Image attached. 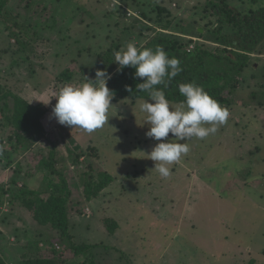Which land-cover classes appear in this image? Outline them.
Masks as SVG:
<instances>
[{"label": "rangeland", "instance_id": "1", "mask_svg": "<svg viewBox=\"0 0 264 264\" xmlns=\"http://www.w3.org/2000/svg\"><path fill=\"white\" fill-rule=\"evenodd\" d=\"M206 1H7L9 15L0 17V256L5 263L45 258L46 245L65 243L47 218L44 224L34 218L39 201L52 192L42 166L52 159L70 188V239L91 246L88 257L95 264H264V106L251 97L264 73L263 55H252L254 71L248 69L246 82L240 80L230 103L221 106L229 111L227 121L215 134L187 141L188 153L168 165L167 178L146 156L166 142L145 135L149 126L139 105L147 99L112 100L107 123L92 133L61 125L52 115L53 94L65 84L77 86L83 76L94 80L97 70L112 73L103 55L112 47L140 44L159 30L192 45L205 43L215 22L200 20ZM223 1L240 12L264 5V0ZM166 23L169 31L162 29ZM16 97L43 111L40 125L18 143L8 139ZM178 105L170 102L172 108ZM166 139L174 137L169 133ZM71 151L80 154L74 166ZM89 164L111 177L92 200L80 184ZM19 189L33 194L12 200Z\"/></svg>", "mask_w": 264, "mask_h": 264}, {"label": "trees", "instance_id": "2", "mask_svg": "<svg viewBox=\"0 0 264 264\" xmlns=\"http://www.w3.org/2000/svg\"><path fill=\"white\" fill-rule=\"evenodd\" d=\"M7 1L0 0V17L2 18L9 15L5 9ZM252 2L256 3L257 0ZM201 14L200 20L215 21L207 29L205 43H193V46L190 39L187 41L169 35L165 36L159 30L153 35L147 36L144 42L136 44V46L141 49L151 48L153 50L157 46L162 47L169 58L175 57L180 61L182 71L168 82L166 88L164 85L157 86L165 92L166 99L169 102L180 104L184 97L179 93L178 86L182 83H195L197 86L202 87L220 106H226L230 103V96L240 88V80L246 82L248 79V69L254 71L255 67L251 63L252 55L257 54L264 57V5L247 12H240L226 1L207 0L201 6ZM211 18L214 21H211ZM135 19L138 20L137 24L143 26V29L146 28V25L141 23V19L138 17H135ZM162 29L169 31V23H166ZM206 43H211L214 47L208 49L204 47ZM111 49L104 52L103 55L105 63L113 68L112 73L109 74L111 78L107 81V87L114 94L112 100L122 98L149 100L148 92H140L136 87L144 80L135 77V69L132 67L120 69L119 65L114 63L113 55L114 52L118 51V47H112ZM259 79L256 81V90L251 91V97L253 100L257 99V105L260 104L263 107L264 73H261ZM257 96L259 97L257 98ZM247 105L249 104L247 103ZM42 116L43 111L41 108L29 104L23 98L16 97L9 119L14 130L13 135L8 139L15 138L17 143L20 142L24 134L33 126L38 127L40 125ZM75 150H78V146L75 147ZM79 156L80 154L72 151L69 153L72 166L79 163ZM51 161L52 159L42 166L46 170V176L43 180L45 183H49L52 192L47 199L42 198L43 200L39 201L38 208L34 211V218L35 220L40 219V223L43 224L45 223L44 218H47L52 227L61 233L62 240L65 243H62L61 247H54L52 243L46 245V249L50 250L48 257L27 259L23 256L20 264H74V260L80 256L84 258L79 264H95L92 256L88 257L90 250H92L91 246H76L70 239L67 227V205L70 188L64 175L55 168L54 162L51 163ZM87 167L80 175V184L86 200H92L111 183V177L96 166L89 164ZM92 171H96L98 174L94 175ZM52 173L53 175H51ZM55 179H59V182L55 183ZM3 192V189H1L0 206ZM18 192L14 194L12 200L15 201L19 197L21 200H25L26 197L33 194L30 189H19ZM5 193L8 192L5 191ZM0 264H7L1 256Z\"/></svg>", "mask_w": 264, "mask_h": 264}, {"label": "clouds", "instance_id": "3", "mask_svg": "<svg viewBox=\"0 0 264 264\" xmlns=\"http://www.w3.org/2000/svg\"><path fill=\"white\" fill-rule=\"evenodd\" d=\"M113 55L114 63L120 69H135V77L144 80L136 86L137 89L148 92L149 100L154 102L146 100L139 105V111L145 115L144 124L149 126L145 135L156 141L166 142L157 143L146 156L155 162L154 170L161 177L167 178L171 174L168 165L179 162L182 155L188 153L187 141L215 134L218 126L227 121L229 111L195 83H182L178 86L184 100L172 108L165 92L157 86L164 85L166 88L182 68L180 61L175 57L169 58L162 47L157 46L155 50L141 49L129 42L125 49L116 51ZM110 78L106 71L97 70L94 80L83 76V82L77 86L65 84L53 94L56 100L52 108L53 117L61 125L87 133L103 127L108 121L107 113L112 107L114 95L107 87ZM169 133L174 139H166Z\"/></svg>", "mask_w": 264, "mask_h": 264}, {"label": "built area", "instance_id": "4", "mask_svg": "<svg viewBox=\"0 0 264 264\" xmlns=\"http://www.w3.org/2000/svg\"><path fill=\"white\" fill-rule=\"evenodd\" d=\"M133 15H134V14H132V13H131L130 15L128 14V16H133ZM134 17H135V16H134Z\"/></svg>", "mask_w": 264, "mask_h": 264}, {"label": "crops", "instance_id": "5", "mask_svg": "<svg viewBox=\"0 0 264 264\" xmlns=\"http://www.w3.org/2000/svg\"><path fill=\"white\" fill-rule=\"evenodd\" d=\"M13 256H15V255H13Z\"/></svg>", "mask_w": 264, "mask_h": 264}]
</instances>
